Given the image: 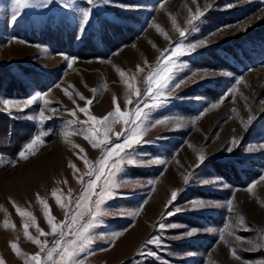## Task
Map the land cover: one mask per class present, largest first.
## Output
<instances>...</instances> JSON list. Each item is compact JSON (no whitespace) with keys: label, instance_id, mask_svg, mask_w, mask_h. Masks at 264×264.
Segmentation results:
<instances>
[{"label":"rangeland","instance_id":"374dc122","mask_svg":"<svg viewBox=\"0 0 264 264\" xmlns=\"http://www.w3.org/2000/svg\"><path fill=\"white\" fill-rule=\"evenodd\" d=\"M27 2L29 7L13 21V0H0V99H47V106L41 100L23 111L12 108L11 116L16 113L34 123L32 138L41 132L48 135L15 166L8 162L25 146L14 156L0 152V257L6 264H23L26 256L39 252L24 236L23 224L29 225L31 237L51 247L57 235L36 231L39 227L51 232L43 212L50 209L56 222L68 219L69 201L80 196L87 173L102 156L85 134H77L91 121L69 122L86 121L88 115L102 119L114 110V97L130 114L137 100L134 93H144L149 72L181 41L199 47L178 58L184 67L172 83L180 86L147 122L165 123L148 127L141 139L150 143L135 147L132 155L140 165H121L120 186L103 206L114 214L100 218L83 264H264V0H115L97 8L86 0H68L67 7L54 2L47 8L39 6L42 0ZM89 8V25L80 34L82 12ZM198 8L205 15L195 22L198 30L191 31L187 21ZM116 26L124 38L119 46L109 47ZM65 56L72 58L71 68ZM89 99L93 103L86 115L78 109ZM0 112L10 115L2 104ZM124 127L120 122L112 125L106 136L110 144L122 142L116 133ZM233 138L237 144H231ZM228 146L232 153L226 151ZM156 160L164 163H149ZM185 176L190 178L187 184ZM253 184L252 192L246 191ZM172 191L178 196L168 206ZM229 200L232 213L227 211ZM191 201L210 206L193 210ZM12 202L31 217L18 215ZM166 206L181 211L164 216ZM136 209H141L136 216L120 214ZM225 223L230 228H224ZM159 224L177 227L161 230ZM229 230L234 235L229 236ZM189 231L193 235L188 236ZM221 231L224 241L219 239ZM120 232L123 235L112 243L103 238ZM157 237L159 247L146 243ZM10 241L18 244L20 257L10 249ZM233 249L239 258L231 255Z\"/></svg>","mask_w":264,"mask_h":264},{"label":"snow or ice","instance_id":"6c2138e0","mask_svg":"<svg viewBox=\"0 0 264 264\" xmlns=\"http://www.w3.org/2000/svg\"><path fill=\"white\" fill-rule=\"evenodd\" d=\"M58 3L61 7L68 6V0H42L41 7L47 8L52 3ZM87 4L91 5L92 8H97L101 5H113L115 0H86ZM195 3L196 0H193ZM14 3V15L12 16V20L16 21L17 17L20 14V10L26 7H29L27 0H13ZM120 7H128L127 5H119ZM92 8L84 10L82 12V18L80 20L79 25V33L83 34L86 30V27L89 25ZM205 15L204 11H201L199 8L196 10L194 15H190L187 23L192 25L191 31H197L198 27L195 22H199L201 18ZM179 32L181 38L185 37V31H181L179 28L176 29ZM77 39H82V35H78ZM201 44L204 41L200 42ZM199 44L190 43L185 45L182 41L176 42L174 46H170L168 52L170 55H162L160 58V62H158L157 66L149 72V75L146 80V87L144 89V93L141 95L139 92H135L134 94L137 96V100L135 102V107L131 110V113L126 111H122L121 108L117 104V99L113 98V107L114 110L105 115L102 119H98L95 116H87L86 121H70L69 123H80L87 124V121H91V125L89 127L77 130V134H85V138L89 140L91 146L93 148L99 147L102 156L98 158L96 161V165L91 171L87 173L89 176V180L85 183L83 187V191L79 197H77L74 201H69V205L71 206L70 211H66V219L64 222H56L55 218L50 215V209L48 211L43 212L45 216L46 223L50 226L51 232L45 233L39 227L36 228V231L40 236H46L49 234L57 235V239H55L51 247H48L47 241H42L38 238H33L28 234V224H23L24 228V236L32 242L33 244L39 246V252L34 255H28L24 258L23 264H83L82 257L84 255L89 254L91 250V244L94 239L97 237L93 235V230L101 223L100 218L109 214L104 209V204L107 199L111 198L115 195V189L120 186L119 181L117 180V176L119 173L123 172V168L121 165H140L141 161L136 159L132 153L135 151L136 146H140L141 144L150 143L148 141H143L141 138L148 130V127L154 125L164 124V120H155L152 124H147L150 118V114L155 109L162 107L164 103L167 102L166 97L171 92L174 87H179V83L173 85L172 81L175 76L178 74V71L183 70V65L179 63L178 58L184 56L186 54H190L194 51ZM187 50V51H186ZM173 58H177L174 60ZM67 61L68 67H72L73 60L67 56L64 57ZM137 71H142L139 66H137ZM121 77L124 76V72H119ZM241 81L238 79L236 81L239 84ZM95 91V90H93ZM67 95V92L65 93ZM163 97V99H162ZM81 100H84L85 97L80 96ZM43 102L44 106L49 105V101L47 99H43L42 96L32 95L28 98H25L22 101H15L11 99H0V104L3 105L4 109L9 111L11 115V109L15 108L17 111H23L24 108L33 105L37 101ZM93 103L92 99L86 101V105L84 108H79L78 110L81 113H85L87 115L88 107ZM128 103H132L131 100ZM143 105V108L141 107ZM212 108L216 107V104L211 105ZM147 109V110H145ZM53 111H55L53 109ZM75 116V112L70 113ZM40 120L43 121L46 117L44 116L43 111L40 112ZM120 122L125 127L121 132L116 133L117 140H121L122 142H117L114 145L110 144L106 139L108 133L112 131V125ZM194 123V122H193ZM48 135L46 132H41L34 136L31 141L25 145V147L17 154V158L10 160L8 163L10 166H15L19 161H23L27 158L26 153L34 152V146L42 143V137ZM238 142L233 138L231 144H237ZM73 147H77L73 145ZM81 151H83L81 149ZM226 151L229 153L233 152V148L228 146ZM198 160L200 163H203L204 156H198ZM85 163L88 161L85 159ZM149 163H157L163 164L164 161L156 160L149 161ZM71 168L75 170L74 165H69ZM185 184L190 182L189 176H185L184 178ZM99 181V183H98ZM255 185H249L246 191L249 193L252 192L253 187ZM52 196L56 197V192H52ZM69 196H71V192L69 191ZM178 192L172 191L171 198L167 202L168 206H170L177 198ZM37 199L40 203L44 204L45 208H47V204L44 201L40 200L39 195L37 194ZM13 206L18 215L22 218L27 216L31 217V213H28L25 210L20 209L15 205ZM56 203L58 206L63 207L61 205V201L56 199ZM191 208L193 210L202 209L205 207H209L210 205L205 204L204 202H189ZM227 211L229 213L233 212V203L232 200L227 201ZM168 206H166L165 212L162 214L164 216L175 215L180 212L181 209L177 208L174 212L170 211ZM264 206V205H262ZM141 209H136L131 213H120L121 215L129 214L132 216L138 215ZM87 216V219L84 217ZM79 221V223H77ZM35 223L33 219V224ZM240 224L244 226V230H248L247 226L243 218L240 219ZM75 225V227H73ZM14 227V226H13ZM166 227L175 228L176 225H165L159 224V228L163 230ZM224 228L228 229L230 226L225 223ZM59 229V231H57ZM123 235L120 233H111L109 236H104L103 238L109 239V242H114L119 236ZM188 236L193 235L191 231L187 232ZM228 235H234V232L229 230ZM219 239L221 241L225 240V234L221 231ZM237 240H241V237H236ZM148 245H155L157 247L161 244V239L150 238L146 242ZM256 244V242H250ZM258 246V245H257ZM10 249L14 252L17 257H20L22 254L19 250L18 244L16 242H9ZM141 255L146 256H154L155 253L141 252ZM231 255L234 257H238V253L233 249L231 251ZM0 264H6V261L2 257H0Z\"/></svg>","mask_w":264,"mask_h":264},{"label":"trees","instance_id":"16d2710c","mask_svg":"<svg viewBox=\"0 0 264 264\" xmlns=\"http://www.w3.org/2000/svg\"><path fill=\"white\" fill-rule=\"evenodd\" d=\"M123 38L121 27L116 26L109 47L119 46ZM34 131V123L26 121L19 114L13 113L11 116L0 112V152L14 156L28 144Z\"/></svg>","mask_w":264,"mask_h":264}]
</instances>
